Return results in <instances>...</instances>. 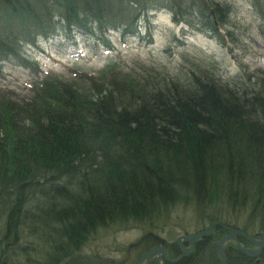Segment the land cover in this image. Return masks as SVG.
<instances>
[{
	"label": "trees",
	"instance_id": "1",
	"mask_svg": "<svg viewBox=\"0 0 264 264\" xmlns=\"http://www.w3.org/2000/svg\"><path fill=\"white\" fill-rule=\"evenodd\" d=\"M251 6L264 34V0H251ZM0 7V76L5 65L20 66L27 55L24 43L43 34L60 38L58 46L65 49L62 42L76 43L79 29L82 42L101 54L114 49L115 33L119 38L132 36L141 21L149 20L152 7L167 8L176 23L214 39L216 24H226L231 14L213 0H0ZM120 72L129 74L110 70L109 88L114 91L96 101L73 100L78 92L62 74L43 79L32 101L16 102L11 93L0 90V205L9 207L8 232L29 223L42 226V234L68 235L75 245L80 234L102 223H153L183 199L203 207L218 196L216 187L233 186L241 192L254 184L261 187L255 201L257 208L263 204L259 210L264 231V91L243 86L238 95H223L218 85L201 76H195L187 90L180 82V88L168 82L160 86L150 84L148 77L124 79ZM84 76L105 81V75ZM124 94L132 107L117 101ZM228 145L246 146V165L230 164L222 178L227 161L222 153H233ZM235 175L240 185L231 183ZM39 196L43 206L30 214L26 205ZM242 229L250 233L248 227ZM228 232L216 227L189 244V255L177 264H196L207 248L217 251L218 240ZM157 236L146 235L140 246L150 249ZM45 237L52 239L50 234ZM241 241L249 244L245 238ZM178 252L171 243L169 254L174 258ZM226 254L228 264L258 262L236 246H227ZM262 257L263 264L264 253Z\"/></svg>",
	"mask_w": 264,
	"mask_h": 264
},
{
	"label": "rangeland",
	"instance_id": "2",
	"mask_svg": "<svg viewBox=\"0 0 264 264\" xmlns=\"http://www.w3.org/2000/svg\"><path fill=\"white\" fill-rule=\"evenodd\" d=\"M213 1L225 6L231 12L226 24H216L219 28L217 39L186 27L183 29L180 23L173 21L167 8L152 7L153 11H158L152 16L150 22H148L150 18L145 20L148 23L142 21L140 27L133 31L135 33L132 32V36L122 38L123 36L118 32L122 40L117 43L118 37H114L115 47L111 53H107L106 50L103 55L99 56L84 55V53L78 63L66 66L69 54L61 53L63 49H60L55 42L54 47L49 46L48 49L44 47L48 55H40L42 67L46 70H54L68 80L69 85L78 92L73 100L92 99L96 101L113 92L114 90L109 88L111 68L132 73L130 75L126 73L125 76L120 72L124 79L139 80L140 77H148L150 84L159 81L161 86H164L168 82L167 78L172 76L178 79L182 88L187 90L192 86L194 77L201 76L218 85L223 95H238L245 85L251 89L253 88L250 85L254 86L255 91H264V34L262 21L253 10L251 0ZM194 16L196 20H200V16L198 17L197 14ZM83 39L81 37V40ZM181 42L187 43L181 47L182 44L178 45ZM73 50L75 48H69V53L71 54ZM148 64L157 66L163 75L151 77L152 71L148 68ZM13 67V65H5L3 69L5 72L0 76V90L11 93L12 100L16 102L23 99L34 100L37 93L36 88L40 86L42 80L34 84L35 79L31 78L25 69L20 66L15 69ZM84 75L86 77H89L87 75H105V81L103 84L88 81ZM190 78L192 82L189 81ZM125 95L119 96L117 101L127 108L132 107V102L127 101L124 98ZM56 100L54 98L49 101ZM254 185L244 186L243 189L247 191L242 190L241 192L234 190L237 188L233 186V189L216 187L218 196L211 204L203 207L197 202L183 199L167 209L160 217L153 218L151 220L153 223L133 221L102 223L93 231L86 232L85 230L80 234L75 245L70 242L68 235L57 236L55 233L52 235L50 231L46 234L47 236L50 234L52 239L47 240L46 234H42V226H31L29 223L25 226H16L15 230L8 232L7 219L10 212L7 211L9 207L5 209L0 205V264H139L141 256L150 250L140 246L141 239L146 235L157 234L161 236H159L161 239L164 238L167 242L173 243L179 236L206 230L214 222L220 223L221 225L218 226L221 228H233L242 232L243 227H248L250 233L246 231L245 233L261 241L260 237L264 236V231H260L262 211L259 209L263 204L256 207L255 200L260 196H257V188ZM228 196L238 204L239 208L229 203ZM40 197L26 205L30 214H35L43 206V203H39ZM17 214L16 212L14 215L15 219H18ZM32 229L36 230L34 235L30 233ZM228 231L227 235H235L231 229ZM242 237L248 241V245L240 241ZM237 238L243 247L253 251L261 248L250 241L247 236L237 235ZM238 241L232 237L225 242L223 249L226 257L227 246H236L240 249L237 246ZM218 242L217 251L207 248V252H203L200 259L197 258L196 264H223ZM136 243L138 244L133 248ZM185 245L188 248L189 244ZM123 248L129 251L123 254L124 252L120 250ZM263 253L264 247L260 254L247 255V257L258 260V264L263 258ZM210 256L214 257V260ZM157 260L159 264L165 262V259L162 260L155 256L150 263Z\"/></svg>",
	"mask_w": 264,
	"mask_h": 264
},
{
	"label": "bare ground",
	"instance_id": "3",
	"mask_svg": "<svg viewBox=\"0 0 264 264\" xmlns=\"http://www.w3.org/2000/svg\"><path fill=\"white\" fill-rule=\"evenodd\" d=\"M4 8V7H3ZM2 7H0V11H3L4 9H3ZM158 11V10H157ZM157 11H153L152 9L149 11V14H148V16L150 17V20L148 21V22H150L151 21V19H152V16L153 15H155V13L157 12ZM6 17H8L7 16V14H6ZM142 22V21H141ZM140 22V23H141ZM144 22H147V21H144ZM147 22V23H148ZM140 23H139V27H140ZM183 27V26H182ZM149 28V30H150V26L148 27ZM154 27H152V29H153ZM183 29H184V27H183ZM73 34V33H72ZM81 34H80V30L79 29H76V31H75V34H74V38H76V37H80L79 39H78V41L76 42V43H74L72 40H68L67 42H66V44H65V42H62L63 43V48H65V49H63L62 50V52L61 53H64L65 55L66 54H69V60L67 61V64H66V66H71V65H74V64H76V63H78L79 62V60H80V58L82 57V55L84 54V55H86V54H92V55H96V56H99V55H103L104 54V51L105 50H103L102 51V53L101 54H95L93 51H92V49H90V47L87 45V44H85V43H83L82 41H84V42H86L84 39L83 40H81V36H80ZM114 36H117V33H115V35ZM30 41V40H29ZM55 42L57 43V44H59L60 42H61V39L60 38H57V39H54L53 38V36H52V34H43L42 35V37L41 38H39V39H37V40H33L32 41V43L31 42H29V43H24V46H25V49H26V57L23 59V61L21 62V63H18L23 69H25L28 73H29V75H30V77L31 78H34L35 80H43V79H45L46 77H48V76H52V75H58L59 73H57L56 71H54V70H46V69H44L43 67H42V60H41V58H40V55L37 53V52H40V51H42L41 53L42 54H45V55H48L47 54V52H45V48L44 47H46L47 49H48V47L49 46H51L52 45V47H54L53 46V44H55ZM183 42H181L180 44H178V45H181ZM75 48V50H73L72 52H71V54L69 53V48ZM36 52V53H35ZM106 52L107 53H111L112 52V50L111 51H107L106 50ZM169 52H171V53H173L171 50H169ZM176 59V58H175ZM173 63H176V64H178L177 62H173ZM23 64V65H22ZM110 66H112V65H110ZM148 68H151V71H152V76L151 77H153V75H163V73H161L158 69V67L157 66H155V65H152V64H148ZM111 70H112V68H111ZM115 70H118V69H115ZM33 75H37L36 77H34ZM150 81H151V79H150ZM167 81H168V83L169 84H178L179 86V88H180V83H179V81H178V79H176V78H174V77H172V76H169L168 78H167ZM189 81L190 82H192V79L190 78L189 79ZM156 84H159L160 85V83L159 82H156ZM197 85H198V83H197ZM161 86V85H160ZM246 86V88H248V85H245ZM253 89H255L254 88V86H252V85H250ZM250 89V88H249ZM256 90V89H255ZM259 92H261V90H258ZM226 149H229L230 151H232L234 154H235V157H234V154L233 153H229V152H227L226 151V153L225 152H223L222 153V156H224L223 157V159H226L227 161L224 163V167H225V169H224V174H223V176H222V178H225L226 176H227V174H228V166L230 165V164H235L237 167H239V168H242V167H245V165H246V162H245V155L247 154V152H248V149H246V146L245 147H243V148H236V147H234V146H227L226 147ZM233 158V159H232ZM231 161V162H230ZM231 183L233 184V185H240V179H239V177L238 176H232V178H231ZM258 185L256 184L255 185V188H257L258 190H261V187L260 186H258ZM249 188V187H248ZM239 189V188H238ZM241 191L242 190H245V189H240ZM245 191H247V190H245ZM177 241V240H176ZM185 244H190V243H185ZM192 244V243H191ZM178 247V249L179 248H181V246H177ZM182 254V249H181V253L180 254H178V256H176V257H179L180 255ZM189 255V251H188V254H187V256ZM186 256V257H187ZM176 257H174V258H176ZM170 258L171 259H173L172 258V256H170ZM177 259V258H176ZM183 259H185V257L183 258ZM182 259V260H183ZM173 260H175V259H173ZM165 261H167V260H165ZM171 263V262H170ZM151 264V263H150ZM162 264V263H161ZM164 264H165V262H164ZM171 264H176V263H171Z\"/></svg>",
	"mask_w": 264,
	"mask_h": 264
},
{
	"label": "water",
	"instance_id": "4",
	"mask_svg": "<svg viewBox=\"0 0 264 264\" xmlns=\"http://www.w3.org/2000/svg\"><path fill=\"white\" fill-rule=\"evenodd\" d=\"M218 225H221L220 223H217V222H214L211 227H209L208 229L206 230H203V231H200V232H197V233H194V234H191V235H181L177 238V245L178 246H181V249H182V254L175 260L171 259L170 256L168 255V250H167V246H166V241L164 239L161 240V243L162 245H159V246H156L154 248H152L151 250L145 252L141 258H140V261H139V264H144L146 262V264H150L151 262V259L153 257H158L159 259H165L171 263H177L179 261H181L184 257L187 256L188 254V248L187 246L185 245V243H195V242H198L199 240L209 236L213 230L218 226ZM228 229H231V231L234 233L235 232V235H227V236H224L219 242H218V249L221 253V257H222V262L223 264H228L227 263V257L225 255V252H224V244L225 242H227L229 239H237L238 241V238H237V235H244V236H247V238H249L250 241L254 242L256 245L260 246L261 248L256 250V251H253L249 248H246V247H243L240 242L237 244L238 248H240L241 250H243L246 255L248 256H256L258 254L261 253L263 247H264V236H261L260 239L261 241H258V240H255L253 239L252 237L248 236L245 232H242V231H239L237 229H233V228H228Z\"/></svg>",
	"mask_w": 264,
	"mask_h": 264
},
{
	"label": "flooded vegetation",
	"instance_id": "5",
	"mask_svg": "<svg viewBox=\"0 0 264 264\" xmlns=\"http://www.w3.org/2000/svg\"><path fill=\"white\" fill-rule=\"evenodd\" d=\"M243 232H245V231H243ZM225 236H227V235H225ZM242 238H244V237H242ZM240 241H241V238H240ZM241 243V242H240ZM158 245H161V242L160 243H157V244H154L151 248H150V250L152 249V248H154V247H156V246H158ZM180 250V249H179ZM180 253H181V251H180ZM194 257V256H193ZM173 258V257H172ZM176 258H178V257H176ZM176 258H173V259H176ZM183 260H181V261H179V262H177V263H180V262H182ZM176 263V264H177ZM259 264H262V263H260L259 262ZM264 264V263H263Z\"/></svg>",
	"mask_w": 264,
	"mask_h": 264
}]
</instances>
